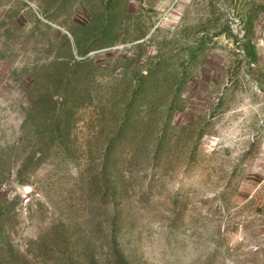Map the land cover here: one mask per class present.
Returning <instances> with one entry per match:
<instances>
[{"label": "rangeland", "instance_id": "1", "mask_svg": "<svg viewBox=\"0 0 264 264\" xmlns=\"http://www.w3.org/2000/svg\"><path fill=\"white\" fill-rule=\"evenodd\" d=\"M0 264H264V0H0Z\"/></svg>", "mask_w": 264, "mask_h": 264}]
</instances>
